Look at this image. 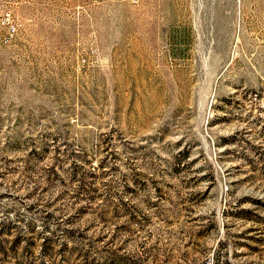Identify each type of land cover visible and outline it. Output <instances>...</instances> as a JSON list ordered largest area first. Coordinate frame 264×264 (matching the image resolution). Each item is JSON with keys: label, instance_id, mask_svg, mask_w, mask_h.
Returning <instances> with one entry per match:
<instances>
[{"label": "rangeland", "instance_id": "1", "mask_svg": "<svg viewBox=\"0 0 264 264\" xmlns=\"http://www.w3.org/2000/svg\"><path fill=\"white\" fill-rule=\"evenodd\" d=\"M0 264H264V0H0Z\"/></svg>", "mask_w": 264, "mask_h": 264}, {"label": "built area", "instance_id": "2", "mask_svg": "<svg viewBox=\"0 0 264 264\" xmlns=\"http://www.w3.org/2000/svg\"><path fill=\"white\" fill-rule=\"evenodd\" d=\"M135 2H137L138 0H134Z\"/></svg>", "mask_w": 264, "mask_h": 264}]
</instances>
